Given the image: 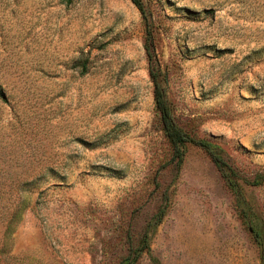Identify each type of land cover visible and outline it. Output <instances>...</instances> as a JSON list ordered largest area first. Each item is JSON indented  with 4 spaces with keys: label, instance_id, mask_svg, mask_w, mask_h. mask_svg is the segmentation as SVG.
Returning <instances> with one entry per match:
<instances>
[{
    "label": "rangeland",
    "instance_id": "rangeland-1",
    "mask_svg": "<svg viewBox=\"0 0 264 264\" xmlns=\"http://www.w3.org/2000/svg\"><path fill=\"white\" fill-rule=\"evenodd\" d=\"M140 1L0 0V264H120L163 206L135 264H259L209 155L169 163L149 69L264 228V0Z\"/></svg>",
    "mask_w": 264,
    "mask_h": 264
},
{
    "label": "trees",
    "instance_id": "trees-1",
    "mask_svg": "<svg viewBox=\"0 0 264 264\" xmlns=\"http://www.w3.org/2000/svg\"><path fill=\"white\" fill-rule=\"evenodd\" d=\"M135 6L139 9L145 21L146 13L144 6L140 0H131ZM147 42L149 46H146V52L150 57V50L153 48L152 37L150 30L147 31ZM149 76L153 84V98L155 106L159 112V118L161 121L162 132L170 145V158L169 163L176 169H180L183 164L185 153L188 144L196 145L202 148L211 158L217 169L219 170L226 186L236 197V203L238 206L239 214L245 219L249 230L251 231L256 244L259 249V264H264V228L260 219L251 211L249 204L247 203L244 194L242 192L239 179L240 174L234 169L223 157L215 144L198 139L190 135L185 129H183L175 120L169 99L167 94V86L162 78L158 69H149ZM264 178H255L251 180V184H259ZM165 206L161 207L155 214H153L145 224L143 233L139 239L136 247L130 246L126 256L122 259L120 264H135L138 257L150 250V236L154 232L155 228L161 223L165 214ZM154 264H160L157 258H152Z\"/></svg>",
    "mask_w": 264,
    "mask_h": 264
}]
</instances>
